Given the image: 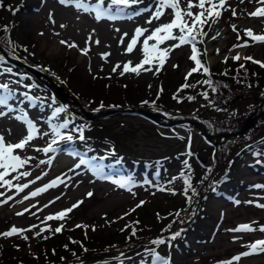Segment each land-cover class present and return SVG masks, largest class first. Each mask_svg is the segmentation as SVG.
I'll return each instance as SVG.
<instances>
[{
	"label": "rangeland",
	"instance_id": "rangeland-1",
	"mask_svg": "<svg viewBox=\"0 0 264 264\" xmlns=\"http://www.w3.org/2000/svg\"><path fill=\"white\" fill-rule=\"evenodd\" d=\"M96 1L84 0L87 4H95ZM152 2L154 3V0H142L141 3L131 6L126 11L132 14ZM105 3L108 5L110 0H105ZM229 5V10L223 12L217 24L211 29L205 28L208 35L203 38L204 42L197 43L201 46L202 53L206 49L203 63L209 70L217 66L222 68L232 62V58L237 54L241 56L240 61L245 64L251 63L244 59L245 56H251L264 62V43H253L249 38L242 37L246 29H252L256 34H264V18L257 19L248 16V13L258 6L255 0L251 2L245 0L244 3H240L239 0H229ZM230 9H236V17L232 16ZM50 14L55 24L49 19ZM149 15V12H145L132 19L96 22L94 13L78 12L73 7L59 4L58 0H0V33L5 27L9 28L11 35L9 40L17 45L15 51L20 61L54 77L63 85L62 88L69 96L73 95L80 102L78 106L92 112H103L102 114L120 111V114L112 117L103 116V120L97 119L93 126L95 127L94 132L97 131L96 133L101 136L107 134L114 141L113 147L119 151L123 150L127 156L162 158L159 156L166 157L173 154L181 156L187 151L193 153L198 149L207 150L209 146L195 132L188 133L177 128L179 122L174 123L176 124L174 128L161 129L143 116L131 115L130 112L162 110L169 115L181 114L184 118L183 114L198 111L196 110L198 105L208 103L206 99L203 100V93L208 92V85L203 83L207 78L202 70L193 73L187 81L185 79L187 73L195 67L190 59V45L172 50L164 66L159 70H157V65H153L152 71H142L139 76L133 73L121 75L122 68L116 73L111 71L119 59L115 43L119 42L121 35L125 32L130 37L138 26L150 30L154 28L157 21H154L152 25L145 23ZM61 24H65L66 27L61 28ZM232 25H235L240 33L239 41L237 32L232 30ZM123 26L127 29L122 31ZM117 28L120 29L119 32L115 30ZM93 29H95L93 39H99L100 44H91V50L87 56L81 55L76 48L69 50L59 43L61 39H64L75 42L83 48ZM41 32L45 35H39ZM54 32H59L60 35L56 36ZM217 33L219 36L215 40L211 39ZM245 40H248V47L233 48L234 45L243 43ZM127 42L128 38H125L124 44H121V50L124 53ZM174 43L176 41H168L161 45V48L170 47ZM24 47H27L29 52H24ZM217 49H219V54H217ZM102 53H111L107 61L101 58ZM7 58L11 57L7 56ZM226 58L227 62H225ZM138 62L134 61L133 66ZM9 64V61L4 63V59H0V83H8L15 93V97L9 103L15 107L16 111L12 112L10 117L0 118V134H3L9 142H18L26 129L14 117L23 110L28 113L29 119L37 124L41 133L49 132V135L38 136L23 152L18 150V154L22 157H35L21 169L22 172L28 171L31 175L27 178L21 177L20 180L14 179L15 173L7 177L13 181V184L29 183L37 176L41 179L35 184H30L29 188L19 194L15 193V189L10 191L0 188V193L5 194L0 196V201L14 197L6 204H0V234L9 231L13 226L18 229H31L22 235L11 237L0 235V264L18 260L17 258L28 260V256L33 255L40 257L46 252L53 251L52 248L55 247H63L69 255V244L76 249V245H84L82 242L87 239L95 244L106 241L111 243L125 241L128 238L127 233L131 226L135 225V219L139 216L142 217V221L144 220L142 227L151 230H155L161 223L163 227L175 218L176 212L184 207L182 185L181 187L174 186L175 191L172 189L161 191L158 188L143 189L138 186L120 188L113 184L112 180L101 179L89 172L91 168L81 166L79 169L70 171L81 156L80 154L70 155L72 151L67 150L68 145L66 146L65 142L55 146L59 150L64 147L65 152L60 151L54 154L55 159L51 165L40 164V160L47 161L53 155V153L45 155L34 150L46 147L52 139L49 120L53 124L68 121V129L61 131L63 134H72L73 137L79 135L75 129L80 128L81 125L80 122L73 121L66 111L56 114L55 109L61 107L56 100L42 88H37L33 82L24 81L21 78L22 69L16 68L15 70L12 66H7ZM39 66L50 70L43 71ZM9 68H12L11 72L7 71ZM185 83L195 85V87L183 88ZM22 84H26L27 88ZM25 93L32 99L26 100ZM189 97L194 99H189ZM144 101L148 103L145 104ZM155 103L164 107H156ZM101 104L104 107H100ZM97 109L101 110L97 111ZM0 111L7 112V109H0ZM123 111H128V113L122 114ZM9 129L11 135H9ZM261 139L264 141V136ZM249 160L250 158H247V161ZM175 171H177L176 165L171 169V173ZM45 172L47 175H44ZM223 172L224 170L221 173ZM238 174L246 183L252 184L253 189L248 192L242 190L239 195L234 196V202L230 204L228 200L209 195L202 205L205 213L213 218V220L205 221L206 226L203 228L204 233H207L206 243L199 245L193 237L187 234L188 240L193 239L191 246L195 248V252L188 253L189 250L184 251V247L179 246V249L175 251L178 264H221L222 261L230 260L247 251L245 245L264 239V233L258 230L260 226H264V208L256 206L264 204V177L255 175L247 167H243ZM57 177L63 179L64 183L48 189L38 197L23 199L25 195H30L32 191L43 187ZM257 185L262 187L258 188ZM88 192H92L93 195L88 197ZM203 199L205 197L202 196ZM78 201H83V203L69 213L63 221H45L47 216L70 208ZM141 202H143L142 206L137 208L136 206ZM45 205L48 206L45 207ZM134 208L136 210L132 211ZM25 209H30V211H25ZM18 212L24 214L18 216L16 214ZM207 224H209L208 228ZM245 224L257 230L251 233L229 231ZM34 225L36 227H32ZM61 225H63L62 231L56 233L54 229ZM77 225L85 227L78 228ZM41 229L48 230L41 232ZM23 236H27L28 239L25 240ZM234 264H264V253L242 257Z\"/></svg>",
	"mask_w": 264,
	"mask_h": 264
},
{
	"label": "trees",
	"instance_id": "trees-1",
	"mask_svg": "<svg viewBox=\"0 0 264 264\" xmlns=\"http://www.w3.org/2000/svg\"><path fill=\"white\" fill-rule=\"evenodd\" d=\"M7 29V32L3 30L0 33V48L11 59L20 60L17 58L16 51L13 53L7 43L11 37L9 28ZM242 37L247 39L244 32ZM0 57L5 58L1 53ZM202 58L201 56V60ZM241 64L244 68L240 67ZM209 71L211 76H204L211 79L212 87H207L208 92H205L207 98L203 95V100L206 99L208 103L198 105L196 109L198 111L183 114L184 118H182L181 114L174 116L162 110H151L158 116L161 123L179 122L177 128L188 133L195 132L209 148L198 149L193 153L187 151L181 156L178 154L159 156L162 158L127 156L123 150H117L113 147L114 141L107 134L101 136L96 133L97 131L94 132L93 124L95 123L86 120L82 109L77 105L76 98L73 95L69 96L54 77L49 76V79L38 81L27 73L26 77L50 94L59 106L65 108L73 121L80 122L85 140L81 141L77 135L73 137V142L68 148L91 159L103 170L99 174L93 170L92 172L99 177L101 175L109 177L107 180L130 178L129 187L138 186L143 189L170 187L172 189L174 186L182 185V197L185 201L184 207L178 211V216L176 215L163 227L161 223L155 230L142 227L144 220L142 221L140 216L136 217L135 225L131 226L125 241L118 243L106 241L95 244L87 239L82 242L84 245L82 243V245H76V249L69 244V250L72 253L69 255L63 247H55L52 248L53 251L46 252L40 257L33 255L28 256V260L17 258L18 260L1 264H153L149 250L169 261V264H178L175 251L179 249V246H183V250H189L188 253H190L195 252V248L191 246L193 239L199 245L206 243L207 233H204L203 228L206 226L205 221L213 220V218L205 213L202 206L204 200L212 194L214 198L220 197L221 200H228L230 204L234 202V196L239 195L242 190L247 192L252 190L254 186L246 183L238 174L243 167H247L250 172L259 177H264V141L261 139L264 136V118H260L244 134L228 137L242 131L264 112V68L257 64H245L232 59V62L222 68L217 66ZM51 82L55 83L54 87L51 86ZM213 87L215 91L212 90ZM57 94L64 96L66 100L62 101ZM155 106L164 107L159 106L158 103H155ZM85 111L91 115L99 113L88 109ZM195 124L201 127V131L195 127ZM207 137H211V140ZM105 147L107 149H104ZM247 158L250 160L247 161ZM175 165L177 171L172 174L171 169L175 168ZM223 170L224 172L221 173ZM181 173L185 177L190 176L192 186L188 191V197L191 198L190 204L184 195L185 185L180 178ZM202 196L205 199L202 200ZM208 227L209 224H207ZM133 230L136 232L135 236L132 235ZM177 232L180 233L179 236L175 240L171 239ZM187 234L193 239L188 240ZM158 239L165 240V244L151 243Z\"/></svg>",
	"mask_w": 264,
	"mask_h": 264
},
{
	"label": "snow or ice",
	"instance_id": "snow-or-ice-1",
	"mask_svg": "<svg viewBox=\"0 0 264 264\" xmlns=\"http://www.w3.org/2000/svg\"><path fill=\"white\" fill-rule=\"evenodd\" d=\"M59 4L65 7H73L78 12L82 11L84 13L93 14L94 19L96 22H100L101 20H108V21H116L118 19H132L134 16H140L143 12H149L150 15L146 18L145 23L148 25H152L154 21H161L162 18L168 17L164 22L157 24L151 30L146 27H136L134 33L129 37L127 32L123 33L120 37L119 43L124 44L125 38H128V42L125 46V53L131 54L135 50H137V45L140 44V52L142 53V59L133 66V62L129 60L128 62L124 63L121 66L120 63H116L111 71L116 73L118 69L122 68L121 75L127 73H133L137 76L141 74L142 71H152V66L157 65L159 68H162L169 58V53L174 50L175 48H179L184 45L191 46V55L190 59L194 62L195 67H193L186 75L185 79L187 81L188 77L192 76L193 73L200 72L202 70L203 74L210 77L211 73L205 63L202 62L201 56L206 55V49L204 53H201L200 49L197 48V42L203 43V38L207 37L208 33L205 31V28L211 29L213 25L217 24L222 17L224 11L229 10V0H154V10L152 7H145L142 11H135L132 14H129L126 9L130 8L133 5L141 3L142 0H110V3L105 7V0H97L95 4H87L84 0H58ZM240 3H244L245 0H239ZM251 2V0H250ZM255 3L258 5L254 11L248 13L250 18H257L262 19L264 18V0H255ZM196 9V11H193ZM170 10V11H166ZM231 14L233 17L237 16L236 9H230ZM49 19L55 24V20L52 18L50 14ZM61 28H65V24L60 25ZM117 32L120 31L119 28L115 29ZM232 30L237 32V39L238 41L241 39L240 33L237 31L235 25H232ZM4 31L7 32V27L4 28ZM145 33H148L145 36ZM56 36H59V32L53 33ZM39 35H45L43 32L39 33ZM95 35V29L92 30V34H90L86 41L85 47L81 48L75 42H69L67 40L61 39L59 41L60 45L66 47L67 49L71 50L76 48L79 50L81 55L87 56L91 50L90 45L96 44L99 45V39H93ZM219 36L217 33L215 36H212L211 39L215 40ZM244 36L249 38L253 43H264V34H256L252 29L244 30ZM141 37H144L141 41ZM168 41H176V43L172 44L170 47L161 48V45L165 44ZM154 42V43H150ZM7 43L11 47L13 53L15 52V48L17 45L13 44L11 40H8ZM248 40H245L243 43H238L233 46V48H246L248 47ZM24 52H29L27 47L23 48ZM217 54H219V49H217ZM31 55H35L31 53ZM111 55V53H102L101 58L107 61V58ZM18 58V57H17ZM0 59H3L0 57ZM235 61H239L241 56L237 54L232 58ZM244 59L246 61H250L253 64L259 65L261 68H264V62L254 59L251 56H245ZM227 62V58L225 59ZM148 65L149 67H145ZM41 70L49 71L50 69L43 68ZM175 67V66H174ZM241 68H244V65H240ZM103 69H101L102 71ZM8 72H11L12 69H7ZM225 75L227 73H224ZM96 78V77H94ZM111 78V77H108ZM204 84H207L209 87H212L211 79H207L203 81ZM151 87V86H149ZM183 88L188 87H195V85H189L185 83ZM215 91V87L212 89ZM162 91V89H161ZM0 108L7 109V112L0 111V118L6 116L8 113L16 111L12 106L9 105V101L15 97V93L12 91L8 83H0ZM205 98H207V93H203ZM24 98L26 100H31L32 97H29L26 93L24 94ZM175 98V97H174ZM189 99H193L189 97ZM145 104L148 101H144ZM100 107H104L101 104ZM99 109H97L98 111ZM66 109L63 107H58L55 109V113L59 114L65 112ZM54 118V117H53ZM15 120L21 122L26 129L25 134L18 140V142L12 143L6 140V137L3 134H0V188H5L8 190L15 189V193L19 194L25 191V189L29 188L30 184H35L37 180L41 179L40 176H37L35 180L30 181L29 183L24 184H13V181L7 179L11 174L15 173V180H20L21 177L27 178L31 175L28 171H21L31 160H34L35 157L24 156L22 157L18 154V150L23 152L26 148L31 146L32 142L38 137L48 136L49 132L41 133L37 124L29 119L28 113L21 110L19 115L14 117ZM49 128L51 129L52 139L47 144L46 147L43 148H35L34 150L37 152H42L45 155L49 153H55L58 151V148L55 147L59 145L61 142L71 143L73 142V135L72 134H63L62 129H68V121L59 124H53L51 120L48 122ZM79 133V139L81 141L85 140L83 135V128L80 127L75 129ZM9 135H11V130H8ZM70 155H78V153L70 152ZM53 162V158H49L47 161L40 160V164H48L51 165ZM185 165L187 166V162L185 161ZM84 166L86 168H91L96 173H102L103 170L99 168L98 165H95L91 159H86L84 157H80L78 163L74 165L73 169L70 171H74L75 169L81 168ZM44 175H47L45 172ZM101 179H109V177L101 175ZM183 179V183L185 185L184 195L188 200V203H191V198L188 197V191L192 187L190 183V176L185 177L183 173H181V177ZM64 183V180L60 177H57L55 180H52L50 183L44 185L43 187L37 188L35 191H32L30 195H25L24 200H28L30 198L38 197L42 193L48 191L50 188L56 187L58 184ZM113 184L118 185L121 188L129 187L131 184L130 178L119 179V180H112ZM256 187H262L257 185ZM130 190V188H129ZM163 191L164 189H159ZM175 194L174 192L172 193ZM195 194V193H193ZM5 195L4 193H0V196ZM93 195L92 192H88L87 196L91 197ZM14 199V197H8L0 201V204H6L8 200ZM59 199V197H57ZM23 202V201H21ZM54 203V201H53ZM83 203V201H78L76 204H73L72 207L67 208L58 212L55 215H49L45 218V221H63L69 213H71L75 208L79 207V205ZM141 204H138L136 207H141ZM48 205H45L47 207ZM257 207L264 208V204H257ZM33 207H36L33 205ZM136 209H132L135 211ZM25 211H30V209H25ZM18 216L23 215V212L16 213ZM179 215V212L176 213ZM138 223V221H137ZM32 227H36L35 225ZM76 227H85L83 225H77ZM63 225L54 229L56 233L62 231ZM31 229H18L13 226L9 231L4 232L0 235L4 237H11L13 235H22L25 231H30ZM48 229H41V232L47 231ZM95 230V229H93ZM256 228H253L251 225H239L235 229H230L229 231L233 232H244V233H251L256 231ZM258 230L261 233H264V226H260ZM136 232L133 230L132 235L135 236ZM179 232L174 234L171 239L175 240L177 236H179ZM40 235V233H37ZM25 240L28 239L27 236H23ZM151 243L156 245L165 244V240L158 239L154 240ZM248 249L241 254L234 256L230 260L222 261L221 264H234V262H239L242 257H248L254 254H261L264 253V239L256 240L254 243L249 245H245ZM149 255L153 258V264H169V261L158 255L152 250H149Z\"/></svg>",
	"mask_w": 264,
	"mask_h": 264
},
{
	"label": "bare ground",
	"instance_id": "bare-ground-1",
	"mask_svg": "<svg viewBox=\"0 0 264 264\" xmlns=\"http://www.w3.org/2000/svg\"><path fill=\"white\" fill-rule=\"evenodd\" d=\"M146 7H152L153 10H154V3L152 2V3L148 4ZM144 8H145V7L141 8L140 11L143 12V9H144ZM144 13H145V12H143V14H144ZM143 14H142V15H143ZM167 18H168V17L166 16V17L162 18L161 21H157L156 26H157V24L164 22ZM121 29H122V31H123V30H126L127 27H126V26H123ZM145 36H146V33H145ZM143 38H144V37H141V41L143 40ZM150 43H153V42H150ZM140 48H141V45L138 44V45H137V50H135L133 53H131L132 55H128V54L122 52V50H121V44H120L119 42H116V43H115V50H116L117 55H118V57H119V59H118V63H120L121 66H123V64L126 63V62H128L129 60H131L133 63H134V61H140V60L142 59V53L140 52ZM113 112H114L115 114H120V113H121V112L118 111V110L113 111ZM122 113H123V112H122ZM10 116H11V113H8L5 117L7 118V117H10ZM15 130H18V129H15ZM53 161H54V160H53ZM166 189H171V188H170V187H166ZM172 189L174 190V187H172ZM174 191H175V190H174Z\"/></svg>",
	"mask_w": 264,
	"mask_h": 264
},
{
	"label": "water",
	"instance_id": "water-1",
	"mask_svg": "<svg viewBox=\"0 0 264 264\" xmlns=\"http://www.w3.org/2000/svg\"><path fill=\"white\" fill-rule=\"evenodd\" d=\"M29 72H31V73H33L35 76H39V74L38 73H36V72H34L33 70H31V69H27ZM141 115H143V116H145V117H147V118H149V119H152L153 121H156V116H154V115H152V114H149V113H147V112H144V111H138ZM110 114H114V112L113 111H110V112H108V113H106V114H102V115H99L98 117H103V116H106V115H110ZM261 116H263V115H259L256 119H254L253 121H251L244 129H242V131H240V132H238V133H236V134H231V135H228V137H234V136H239V135H242V134H244L246 131H248L254 124H255V122L258 120V118H260ZM195 127L198 129V130H200L201 131V128L199 127V125L198 124H196L195 125Z\"/></svg>",
	"mask_w": 264,
	"mask_h": 264
}]
</instances>
